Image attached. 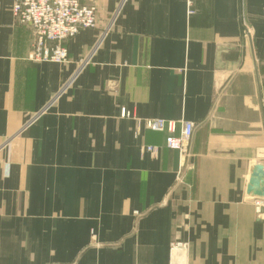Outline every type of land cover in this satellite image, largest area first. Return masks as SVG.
Returning <instances> with one entry per match:
<instances>
[{"label": "crops", "instance_id": "obj_1", "mask_svg": "<svg viewBox=\"0 0 264 264\" xmlns=\"http://www.w3.org/2000/svg\"><path fill=\"white\" fill-rule=\"evenodd\" d=\"M97 8L60 65L0 0V264H264V0ZM145 119L195 124L185 164Z\"/></svg>", "mask_w": 264, "mask_h": 264}, {"label": "built area", "instance_id": "obj_2", "mask_svg": "<svg viewBox=\"0 0 264 264\" xmlns=\"http://www.w3.org/2000/svg\"><path fill=\"white\" fill-rule=\"evenodd\" d=\"M99 0H9L13 18L22 26L29 27L34 35L32 59L54 64L68 63L67 41L75 38L82 30L98 28ZM196 0H185L187 15L192 16ZM89 57L80 62L85 66ZM148 131L166 134L165 147L179 153L185 164L195 124L179 123L163 119L138 120ZM144 151L156 155L158 148L146 146ZM257 215L264 212V202L255 201ZM187 243L174 242L170 252L185 251ZM174 261V260H173Z\"/></svg>", "mask_w": 264, "mask_h": 264}, {"label": "water", "instance_id": "obj_3", "mask_svg": "<svg viewBox=\"0 0 264 264\" xmlns=\"http://www.w3.org/2000/svg\"><path fill=\"white\" fill-rule=\"evenodd\" d=\"M247 194L254 200L264 201V166H255L247 188Z\"/></svg>", "mask_w": 264, "mask_h": 264}, {"label": "rangeland", "instance_id": "obj_4", "mask_svg": "<svg viewBox=\"0 0 264 264\" xmlns=\"http://www.w3.org/2000/svg\"><path fill=\"white\" fill-rule=\"evenodd\" d=\"M67 42H68V41H67ZM67 42H66V43H67ZM65 47H66V44H65ZM68 56H69V55H68ZM81 60H82V59H81ZM81 60H80V61H81ZM68 62H69V60H68ZM89 63H90V62H89ZM89 63H88V64H89ZM66 64H68V63H66ZM66 64H62V65H66ZM78 64L80 65V62H78ZM88 64H86L85 66H87ZM81 65H82V64H81ZM255 201H256V200H255ZM255 201H254L253 203H255ZM257 201H259V200H257Z\"/></svg>", "mask_w": 264, "mask_h": 264}]
</instances>
